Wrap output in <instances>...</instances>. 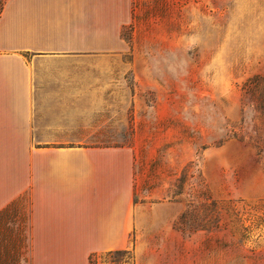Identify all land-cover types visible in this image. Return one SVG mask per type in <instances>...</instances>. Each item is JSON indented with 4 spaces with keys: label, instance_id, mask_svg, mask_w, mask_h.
I'll return each mask as SVG.
<instances>
[{
    "label": "rangeland",
    "instance_id": "374dc122",
    "mask_svg": "<svg viewBox=\"0 0 264 264\" xmlns=\"http://www.w3.org/2000/svg\"><path fill=\"white\" fill-rule=\"evenodd\" d=\"M133 1L122 49L38 66L42 83L88 86L38 143L135 151L133 245L93 262L264 264V0Z\"/></svg>",
    "mask_w": 264,
    "mask_h": 264
},
{
    "label": "crops",
    "instance_id": "0c3cea01",
    "mask_svg": "<svg viewBox=\"0 0 264 264\" xmlns=\"http://www.w3.org/2000/svg\"><path fill=\"white\" fill-rule=\"evenodd\" d=\"M133 8V0H7L0 14V209L26 199L34 264H88L93 252L133 245L134 149L38 143L52 108L88 91L42 83L41 60L122 49Z\"/></svg>",
    "mask_w": 264,
    "mask_h": 264
},
{
    "label": "trees",
    "instance_id": "16d2710c",
    "mask_svg": "<svg viewBox=\"0 0 264 264\" xmlns=\"http://www.w3.org/2000/svg\"><path fill=\"white\" fill-rule=\"evenodd\" d=\"M7 0H0V14ZM21 200L14 199L6 206L0 209V264H22L26 251V238L28 235V221L20 217L24 208L21 207ZM16 226H9L11 220H18ZM14 222V223H15ZM133 240V237H132ZM119 251H128L126 249H118L107 251L105 254ZM99 256L93 252L89 256L88 264H95L93 258Z\"/></svg>",
    "mask_w": 264,
    "mask_h": 264
}]
</instances>
